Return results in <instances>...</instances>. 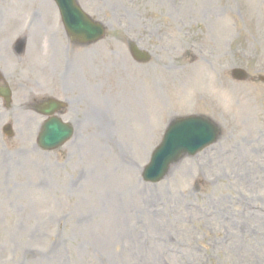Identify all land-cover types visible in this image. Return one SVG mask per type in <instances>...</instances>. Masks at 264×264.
Wrapping results in <instances>:
<instances>
[{"label":"rangeland","instance_id":"1","mask_svg":"<svg viewBox=\"0 0 264 264\" xmlns=\"http://www.w3.org/2000/svg\"><path fill=\"white\" fill-rule=\"evenodd\" d=\"M78 1L107 34L73 49L75 73L57 59L51 82L43 53L17 69L21 83L31 68L34 96L54 88L68 101L76 133L41 151L40 117L22 113L18 97L7 112L14 136L0 135V264H256L264 230L250 206L264 208V0ZM38 8L36 0L19 6ZM126 40L150 61L134 62ZM237 66L253 79L233 81ZM194 113L218 122L220 140L144 183L167 121Z\"/></svg>","mask_w":264,"mask_h":264},{"label":"water","instance_id":"2","mask_svg":"<svg viewBox=\"0 0 264 264\" xmlns=\"http://www.w3.org/2000/svg\"><path fill=\"white\" fill-rule=\"evenodd\" d=\"M66 6L79 18L77 23L69 24ZM62 11L65 23L73 29L74 33L80 34L82 31H88L89 28L96 31L93 37L90 33L83 36V38L95 40L102 32L100 25L89 22L72 0H65ZM70 133V128L65 131L56 128V124L52 123L47 134L41 138V142L45 148L55 147ZM217 133L216 126L208 119L200 116H188L171 120L162 142L154 149L149 163L144 168V179L159 180L166 175L170 164L178 162L183 155L194 154L205 145L213 142L217 138Z\"/></svg>","mask_w":264,"mask_h":264},{"label":"flooded vegetation","instance_id":"3","mask_svg":"<svg viewBox=\"0 0 264 264\" xmlns=\"http://www.w3.org/2000/svg\"><path fill=\"white\" fill-rule=\"evenodd\" d=\"M18 42H22L24 44V47L27 44V36H14L12 39H4L3 40V49L6 51V53L2 56L1 62L4 67H8V63H12L15 65L16 63V57H19L18 53ZM12 76V73L10 71H5L1 73L0 71V86H6L7 85V77Z\"/></svg>","mask_w":264,"mask_h":264},{"label":"bare ground","instance_id":"4","mask_svg":"<svg viewBox=\"0 0 264 264\" xmlns=\"http://www.w3.org/2000/svg\"><path fill=\"white\" fill-rule=\"evenodd\" d=\"M250 213V217L252 218L251 223L252 224H256L258 226H260L263 230H264V208L261 207L260 205H255L252 209H251ZM247 218H245V220L241 223V235L238 236L239 237V244H243L245 242V240L247 239V233L246 235L244 234L245 231L244 229L247 228L248 224L246 222ZM249 239V237H248ZM257 241V240H256ZM253 242V240H252ZM264 245V238L259 240V242L257 241V243L255 244V252H261L262 250L260 249V246ZM240 253V250H239ZM256 264H264V254L261 255V259L258 261Z\"/></svg>","mask_w":264,"mask_h":264}]
</instances>
